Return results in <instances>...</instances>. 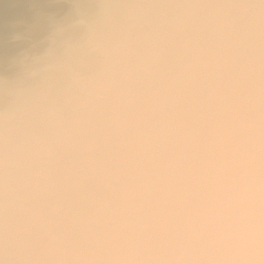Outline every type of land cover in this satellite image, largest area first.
<instances>
[{
    "label": "clouds",
    "instance_id": "1",
    "mask_svg": "<svg viewBox=\"0 0 264 264\" xmlns=\"http://www.w3.org/2000/svg\"><path fill=\"white\" fill-rule=\"evenodd\" d=\"M0 264H264V0H0Z\"/></svg>",
    "mask_w": 264,
    "mask_h": 264
}]
</instances>
